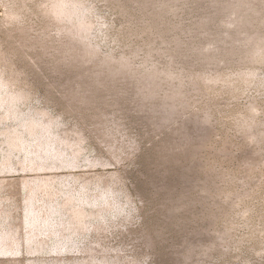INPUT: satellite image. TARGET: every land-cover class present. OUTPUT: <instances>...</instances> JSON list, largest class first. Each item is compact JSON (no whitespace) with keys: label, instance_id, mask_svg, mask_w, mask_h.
<instances>
[{"label":"rangeland","instance_id":"obj_1","mask_svg":"<svg viewBox=\"0 0 264 264\" xmlns=\"http://www.w3.org/2000/svg\"><path fill=\"white\" fill-rule=\"evenodd\" d=\"M244 2L0 0V55L23 57L12 83L0 58V264H264V0ZM202 145L205 191L180 165Z\"/></svg>","mask_w":264,"mask_h":264},{"label":"trees","instance_id":"obj_2","mask_svg":"<svg viewBox=\"0 0 264 264\" xmlns=\"http://www.w3.org/2000/svg\"><path fill=\"white\" fill-rule=\"evenodd\" d=\"M226 3H228L229 5L232 4L233 6L236 5L237 7H243V6H245L244 5L245 4L244 0H236V1H234V0H226ZM159 6H161L160 7L161 8L160 12L158 14L154 15V16H151V17H154L155 19H161V17H163V15L167 12V8H165V3H162L161 2L159 4ZM73 8H74V10L76 12H78L77 5H74ZM226 8H227L226 5L223 6V8L221 6V10L223 11V13H225V16L227 18L234 19V21H237V18H235L234 14L231 11H227ZM71 14H72V9L70 11H68V15L71 16ZM147 16L148 15H146V16L142 15V18L145 20V19H147ZM256 23H258V21L254 22L253 25L255 26ZM216 38H217V36H216ZM99 47L100 46L98 45V48ZM261 49H264V46ZM146 50H151V48L148 46V48ZM14 51H13V53H9L8 51L6 52L5 50H3L2 54L0 55V58L2 56V57H4V60H5V67H2V69H3L2 71L3 72H1V73H3L4 75L9 76L8 81H10V83H12V81L15 82V80H14L15 71L13 70V67H15L16 63L19 62L23 58L22 57V54H21V51L22 50H20V48H14ZM172 59H173V57H170V59L167 60L168 63L165 66V71H169L170 69H172V67H173ZM89 62H91V61H89ZM109 67H111V66H109ZM63 68H65V70L70 71V72L71 71H74L76 69L75 67H73L71 65H67V64ZM127 69H131V68H127ZM127 69H125V70L127 71ZM23 73L26 74V76L27 75L28 76L25 77V78H20V80L23 79V80H21V82H23L24 84L26 83L27 85L30 86V88H31V86H44L45 85V84L42 83L41 78L35 72H33L32 74H28L27 72H23ZM182 78H183V76H182ZM114 80H115V77H113V78L110 77V79H108L109 83H111ZM138 87H140V86H138ZM91 90H93V86L90 88V91ZM195 91H196V88H195ZM47 92L48 91H46L44 88L42 89V91H41V93H43L42 94L43 95L42 98L46 97L45 94H47ZM15 94L19 95L18 93H15ZM106 95H107V91L106 92L101 91V94L99 95L98 98H100V97L103 98ZM19 98H21L20 95H19ZM22 98H23L22 100H27L28 98H30V96H29V94L27 96L25 94V96H23ZM142 101L143 100H140V102H139L140 104L138 103L140 108H144L145 107V105H143L144 103ZM207 106L208 105H206L205 108H202L201 109L202 112L200 114H198V115L196 113L194 114V116H196V118L199 119L202 122H210L211 121L210 116L212 114V110L209 108V106L208 107ZM77 114H79V113H77ZM163 115H165V113H163ZM163 115H162L161 119L164 117ZM161 124H162V122H161ZM50 125H52V124H50ZM96 125H95V127H91V128L99 129V132H101V133L102 132L103 133L105 132L107 134V136L109 135L108 136V143H110V144L107 145V146L110 148V150L107 149V152H105V150H104L105 155L108 158L117 159V158H120L119 155H124L125 153H131L130 150H132L133 148H130L129 149L127 147V145L130 143L132 145V147H134L133 146L134 144L132 142V138H130L128 136L127 137V140H124L123 139L124 137L122 136L121 132H119L121 130V128L119 127L118 124H114V125L102 124L101 125V123H99L97 126ZM120 142H122V143L124 142L123 143L124 147H122V144H121L120 145V149H116L114 145H116V143H120ZM204 147L205 146L202 145L199 148H196L195 150H191L189 152L187 150L185 152H183L184 150H182V153H185L184 155H186V156H185V159L184 160H181V162H180V165L181 166H188V164H189L188 162H190V159L193 158L194 159V162H193V167L191 168V171L193 172V176L194 177L201 176L204 173L206 175H208V178H203L202 179V181H206V182H202L204 184H201L199 186L202 189L204 188L203 191H205V186L208 185L209 180H210V182L211 181L217 182V180H220V179L224 178V175H221L220 173L214 172L210 168V166H206L204 168L205 169L204 172H201L199 170L198 165H199V162L201 161V159L204 156V150H205ZM224 149H225L224 147H222V148L219 147L218 148L219 153H223L224 152ZM112 150L114 152H112ZM167 155H169V154H167ZM228 155H229L228 152L225 153L226 158L229 157ZM131 164H136V163L133 160V161H131ZM207 179H209V180H207ZM124 182H125V178H123V177L118 181L119 184H121V183L123 184ZM119 184H117V187H114V188L113 187L112 188L111 187L106 188V191L105 192L110 191L111 193H115L119 189V187H118ZM184 202L185 201H183L182 204ZM109 205L110 204L108 203L107 206L109 207ZM131 218H129V216H127V218L124 217L122 219L123 222H125V224H126V228L129 227V225L131 224ZM212 221H213V218L211 216H207V218L203 221V226L206 227V228H208L211 225ZM140 234L141 233H138V234L134 235L135 238H138L139 239L141 237ZM34 250H35V248H31L30 251L33 252ZM208 253H209V251L208 250H205V252L203 254L205 256H208L207 255ZM220 258H221V254H218V255H215V258L214 259L215 260H219ZM136 259H138V260H135V261H140L141 258H136ZM136 263H138V262H136Z\"/></svg>","mask_w":264,"mask_h":264}]
</instances>
